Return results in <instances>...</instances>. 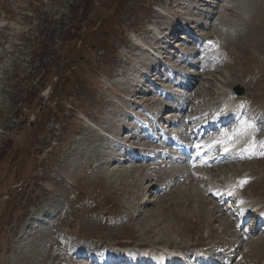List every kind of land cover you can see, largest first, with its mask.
<instances>
[{
    "label": "rangeland",
    "instance_id": "374dc122",
    "mask_svg": "<svg viewBox=\"0 0 264 264\" xmlns=\"http://www.w3.org/2000/svg\"><path fill=\"white\" fill-rule=\"evenodd\" d=\"M0 9V264H74L42 231L46 224L27 230V239L16 237L60 194L68 201L60 234L69 227L106 249L144 247L146 254L212 243L242 254L238 264H264V237L240 244L241 233L210 211L196 181L178 179L164 195L148 196L166 169L112 162L123 151L113 139L145 144L127 110L137 108L138 97H158L148 85L166 81L161 64L184 69L192 82L186 98L197 106L210 107L238 84L240 97L264 107V0H0ZM175 21L188 33L172 36L180 28ZM190 28L222 41L231 57L203 72L179 63L177 49L193 51ZM52 140L57 145L48 151ZM248 169L254 177L246 193L264 196V161L244 164ZM228 170L221 167L220 177ZM73 189L78 201L93 200L80 215Z\"/></svg>",
    "mask_w": 264,
    "mask_h": 264
},
{
    "label": "bare ground",
    "instance_id": "6f19581e",
    "mask_svg": "<svg viewBox=\"0 0 264 264\" xmlns=\"http://www.w3.org/2000/svg\"><path fill=\"white\" fill-rule=\"evenodd\" d=\"M242 1H246V0H241V2ZM254 6L253 5H248V7H247V9H252ZM193 10H195L194 8H193ZM187 12L190 14V10L188 9L187 10ZM197 13H199V14H201V15H204L202 12H197ZM249 35V34H248ZM247 40V39H246ZM248 41V40H247ZM130 168V167H129ZM136 174V173H135ZM201 203V202H200ZM203 203V202H202ZM201 203V204H202ZM211 204V203H210ZM203 206V205H202ZM205 207V206H204ZM206 209V208H205ZM213 210V209H212ZM149 211V210H148ZM225 221V220H224ZM138 222V221H137Z\"/></svg>",
    "mask_w": 264,
    "mask_h": 264
}]
</instances>
